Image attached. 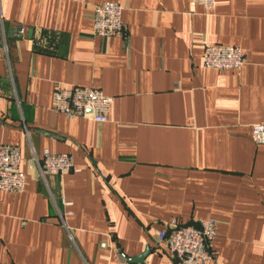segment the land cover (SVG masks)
I'll list each match as a JSON object with an SVG mask.
<instances>
[{
	"label": "crops",
	"instance_id": "crops-1",
	"mask_svg": "<svg viewBox=\"0 0 264 264\" xmlns=\"http://www.w3.org/2000/svg\"><path fill=\"white\" fill-rule=\"evenodd\" d=\"M124 32L94 34V6ZM22 30V33H21ZM236 46L240 70L204 66ZM113 98L109 120L53 111L57 86ZM264 0H0V150L21 193H0V264H177L157 234L215 220L206 264H264ZM45 152L74 170L41 176Z\"/></svg>",
	"mask_w": 264,
	"mask_h": 264
},
{
	"label": "built area",
	"instance_id": "built-area-1",
	"mask_svg": "<svg viewBox=\"0 0 264 264\" xmlns=\"http://www.w3.org/2000/svg\"><path fill=\"white\" fill-rule=\"evenodd\" d=\"M68 1V0H62ZM191 6H202L207 14L216 7V0H188ZM123 8L118 3L105 2L94 6V34L102 38L121 36L124 32ZM22 33V30H21ZM246 53L236 46L210 45L204 48V66L215 70H240ZM113 98L100 90L87 87L57 86L53 111L70 119L89 118L104 124L109 120ZM251 137L256 144L264 145V124L252 126ZM41 176L64 175L74 170L73 160L66 154L45 152L38 162ZM22 158L18 148L4 146L0 150V193H21L26 176L21 171ZM216 221L198 220L192 226L172 225L157 234L177 264H206L213 259L209 245L217 237Z\"/></svg>",
	"mask_w": 264,
	"mask_h": 264
},
{
	"label": "water",
	"instance_id": "water-1",
	"mask_svg": "<svg viewBox=\"0 0 264 264\" xmlns=\"http://www.w3.org/2000/svg\"><path fill=\"white\" fill-rule=\"evenodd\" d=\"M148 254H149V249H147L145 251V253L142 254L141 256L130 260V263L131 264H144V261H145L146 257L148 256Z\"/></svg>",
	"mask_w": 264,
	"mask_h": 264
}]
</instances>
